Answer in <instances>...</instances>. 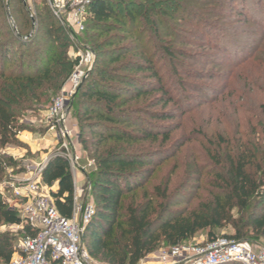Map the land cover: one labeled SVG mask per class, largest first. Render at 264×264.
Wrapping results in <instances>:
<instances>
[{"label":"trees","instance_id":"obj_1","mask_svg":"<svg viewBox=\"0 0 264 264\" xmlns=\"http://www.w3.org/2000/svg\"><path fill=\"white\" fill-rule=\"evenodd\" d=\"M146 2L153 3L95 0L89 6L83 40L90 44L95 60L71 101L79 143L96 166L90 189L95 214L85 229L83 244L92 259L105 264H138L161 247L185 244L203 231L212 242L217 238L215 232L228 226L233 234L223 238L264 239V213L249 211L251 204L263 199L264 181L246 171L251 164L243 157L230 163L231 169L226 177L220 178L216 193L202 204L175 214L166 203V191L150 193L144 189L141 180L149 178L148 168L154 164L148 157L151 153L120 150L121 146L129 148L132 144L167 142L169 134L176 130L165 131L157 123L174 119L171 113H151L146 119L135 114L138 109L131 107L132 103L156 93L159 99L155 105L175 102L166 87L168 82L160 75L164 67L158 62L180 64L176 52L160 44L157 46L161 53L156 56L150 50L157 46L152 47L150 39L145 41L148 28L155 34L160 28L168 29L161 19L167 18L168 13L164 9L158 13L153 4L145 7ZM42 3V9L36 12L37 30L29 36L31 22L26 14L16 21L10 9L14 28L11 27L6 3L0 0V148L18 143L17 136L27 130L19 124L22 114L49 105L77 63L67 56L71 46L69 32L52 16L46 0ZM175 4L176 1L174 10ZM172 36L175 42V35ZM40 38L43 42L35 45ZM124 41L128 43L122 44ZM110 48L113 50L109 51ZM126 56L130 58L125 60ZM170 68L173 70L170 82L182 92L183 79L175 67ZM182 99L179 107L186 113L183 106L187 99ZM16 164L11 158L0 157V179L5 169ZM42 183L49 189L56 186L50 192L54 205L62 217L69 218L73 179L68 162L59 157L52 159L43 172ZM234 210L238 215L235 219ZM21 225L23 221L17 211L8 208L0 197V227ZM22 234L34 236L35 231L23 225ZM248 235L254 237L248 240ZM14 241L10 233L0 232V264H10Z\"/></svg>","mask_w":264,"mask_h":264},{"label":"rangeland","instance_id":"obj_2","mask_svg":"<svg viewBox=\"0 0 264 264\" xmlns=\"http://www.w3.org/2000/svg\"><path fill=\"white\" fill-rule=\"evenodd\" d=\"M4 1L11 27H13L11 16L19 21L22 15L26 14L31 22L28 33L32 36L37 30L36 12L42 9V0H22L20 4L16 0ZM152 1L153 3L146 2L144 6L149 7L153 4L158 13L164 9L168 17L161 19L168 29L160 28L155 34L148 28L145 41L150 39L152 47L160 44L168 45L176 52L175 57L180 64L170 65L162 60L158 65L164 67L160 75L168 82L166 87L170 89L177 103L155 105V100L159 99V94L156 93L132 103L131 107L138 109L135 114L146 119L151 113H171L174 119L159 120L157 123L164 127L165 131H168L166 128L176 130L169 134L167 142L132 144L129 148L121 146L120 150L151 153L148 157L150 161L151 159L154 161V164L148 168L149 178L141 180L145 185L144 189L150 193L166 191L168 198L166 203L170 205L173 213L178 214L202 204L205 199L216 193L217 189H220V178L227 176V172L231 169L230 163L237 162L239 157H243L251 164L246 168L250 175H255L256 179L264 181V0H165L166 2L160 4L158 0ZM46 6L48 7L47 1ZM10 9L13 15L9 12ZM18 10H23L22 14L14 13ZM174 14L175 19L172 20ZM52 16L54 17L53 14ZM55 19L58 21L57 18ZM198 20L199 27L196 26ZM62 26L67 29L65 25ZM137 30L139 29L136 28ZM84 35L85 31L76 36L74 41L71 34L69 35L71 46L67 56L71 61L76 57L75 44L78 47L85 46L92 51L90 44L83 40ZM172 35H175V42H172ZM40 39L35 45L43 42V39ZM180 41H183V44H180ZM124 43L128 41L122 42ZM112 50L113 48L109 49ZM150 52H154L157 56L161 53V49L157 46L151 48ZM92 53L94 55L93 51ZM129 58L130 56H126L124 59ZM170 67H175L178 76L183 79L182 92L174 89L170 82L172 78L169 74L171 75L173 71ZM62 87L44 109L25 112L19 120V124L27 130L18 136H31L32 143L39 140L36 142L37 147L42 145L43 141L40 140L43 138L50 144H47V148L38 149L34 154L25 152L15 157H26L34 162H42L59 155L58 127L47 118V113ZM74 95L71 96L68 105V118L65 123L74 132L80 158L79 169L74 171L78 187L77 199L79 204H83L87 198L88 204L94 206V199L91 191L87 190V185L89 184L91 188L96 166L78 140V126L71 110ZM182 98L187 99V103L183 106L186 113H183L179 107V100H183ZM23 148L24 145L20 142L0 148V157L11 158L14 150ZM16 163L15 166L5 169L0 185L12 178L20 177L19 162ZM89 163H92L91 167H88ZM5 202L11 209L16 205L11 198ZM249 211L264 213V197L251 204ZM232 215L234 219L237 218V211L234 210ZM19 217L21 218L20 215ZM22 229L23 226H1L0 232L10 233L15 239L16 247L24 238ZM232 234L231 226L215 232L217 238ZM247 237L249 240L254 236ZM250 241L264 246L262 238ZM207 243L209 239L203 231L185 244ZM155 254L157 250L146 257L144 264H152Z\"/></svg>","mask_w":264,"mask_h":264},{"label":"built area","instance_id":"obj_3","mask_svg":"<svg viewBox=\"0 0 264 264\" xmlns=\"http://www.w3.org/2000/svg\"><path fill=\"white\" fill-rule=\"evenodd\" d=\"M46 1L54 17L66 26L73 40L84 31L87 10L95 0ZM75 47L74 61L77 63L47 113V118L58 127L59 155L42 162L10 156L15 162H19L20 177L0 185L2 201L6 203L11 198L16 203L12 209L18 211L23 225L35 231L34 236H25L18 243L10 264H105L92 259L83 244L85 229L93 218L95 209L91 203L88 204L87 198L83 204L78 203L74 171L79 169L80 158L74 132L65 123L71 96L86 77L94 60L90 49L76 44ZM56 157L68 162L73 179V208L69 218L58 213L50 195L52 189L42 183L46 166ZM91 166L92 163H89L88 167ZM87 186L90 191L89 184ZM146 259L140 260L138 264H144ZM153 259L152 264H264V246L253 241L219 237L205 245L182 244L161 248Z\"/></svg>","mask_w":264,"mask_h":264},{"label":"crops","instance_id":"obj_4","mask_svg":"<svg viewBox=\"0 0 264 264\" xmlns=\"http://www.w3.org/2000/svg\"><path fill=\"white\" fill-rule=\"evenodd\" d=\"M17 139H18V142L24 145L23 149H16L13 151L14 155H18V156H21L25 152L34 154V152H36L38 149L42 147L47 148L48 146L47 144H50V143H47V141L44 140L43 138L40 140V141H43L42 145L41 146L39 145V147H37L38 145H36V142H39V140L32 143L33 139L31 136H18ZM51 189L54 192L56 190V186L52 187Z\"/></svg>","mask_w":264,"mask_h":264}]
</instances>
